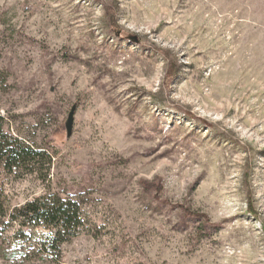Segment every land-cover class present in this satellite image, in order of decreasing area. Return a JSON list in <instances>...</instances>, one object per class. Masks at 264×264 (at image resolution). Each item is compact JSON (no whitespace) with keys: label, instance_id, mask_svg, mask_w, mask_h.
<instances>
[{"label":"rangeland","instance_id":"1","mask_svg":"<svg viewBox=\"0 0 264 264\" xmlns=\"http://www.w3.org/2000/svg\"><path fill=\"white\" fill-rule=\"evenodd\" d=\"M0 115L99 204L61 264H264V0H0Z\"/></svg>","mask_w":264,"mask_h":264},{"label":"trees","instance_id":"2","mask_svg":"<svg viewBox=\"0 0 264 264\" xmlns=\"http://www.w3.org/2000/svg\"><path fill=\"white\" fill-rule=\"evenodd\" d=\"M108 16L119 32L114 15L109 12ZM170 69L165 81L168 84L175 76L172 66ZM189 116L191 120L195 118ZM6 125V119L0 115V175L14 174L21 178L34 174L48 192L11 208L3 191L4 182H0V260L7 264H61L66 244L83 235L99 236L106 229V223L101 225L97 221L99 204L88 192L63 196L51 191L49 176L56 153L30 145L9 133ZM141 186L151 195L163 191L158 178L144 180ZM184 211L189 218L206 219L187 209ZM249 212L256 216L252 208ZM105 219L108 222L109 217Z\"/></svg>","mask_w":264,"mask_h":264},{"label":"water","instance_id":"3","mask_svg":"<svg viewBox=\"0 0 264 264\" xmlns=\"http://www.w3.org/2000/svg\"><path fill=\"white\" fill-rule=\"evenodd\" d=\"M71 121H72V117L70 118V123H71ZM70 128V127H69Z\"/></svg>","mask_w":264,"mask_h":264}]
</instances>
